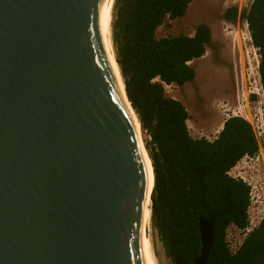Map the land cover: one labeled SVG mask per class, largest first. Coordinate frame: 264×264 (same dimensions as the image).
Instances as JSON below:
<instances>
[{
    "label": "water",
    "instance_id": "1",
    "mask_svg": "<svg viewBox=\"0 0 264 264\" xmlns=\"http://www.w3.org/2000/svg\"><path fill=\"white\" fill-rule=\"evenodd\" d=\"M106 2L0 0V264H147L153 170ZM198 230L205 264L213 219Z\"/></svg>",
    "mask_w": 264,
    "mask_h": 264
},
{
    "label": "trees",
    "instance_id": "2",
    "mask_svg": "<svg viewBox=\"0 0 264 264\" xmlns=\"http://www.w3.org/2000/svg\"><path fill=\"white\" fill-rule=\"evenodd\" d=\"M190 1L116 0L111 21L115 58L153 170L151 228L170 264H194L201 248L198 217L213 219L205 264H264V218L234 252L226 241L230 224H247L249 188L227 170L244 154L256 152L252 125L229 116L215 138L193 137L186 107L165 93L164 84L180 86L194 79L190 62L203 56L211 41L205 23L195 25L192 35L156 37V28L166 18L182 16ZM223 16L246 21L264 93V0H252L241 11L229 6Z\"/></svg>",
    "mask_w": 264,
    "mask_h": 264
},
{
    "label": "rangeland",
    "instance_id": "3",
    "mask_svg": "<svg viewBox=\"0 0 264 264\" xmlns=\"http://www.w3.org/2000/svg\"><path fill=\"white\" fill-rule=\"evenodd\" d=\"M251 1L191 0L182 16L166 18L156 28V37L178 33L192 35L198 23L207 24L211 30V41L204 55L190 62L195 69L194 79L180 86L164 84L166 95L180 100L186 107L187 127L193 137L213 139L224 119L232 113L245 115L256 135L264 126V96L259 90L257 51L247 37L243 19L231 23L221 18L227 6H236L241 11ZM115 2L112 1L111 21ZM144 136L142 132V138ZM226 232L227 239L238 240L233 227L228 226ZM151 237L156 264H170L152 228Z\"/></svg>",
    "mask_w": 264,
    "mask_h": 264
},
{
    "label": "built area",
    "instance_id": "4",
    "mask_svg": "<svg viewBox=\"0 0 264 264\" xmlns=\"http://www.w3.org/2000/svg\"><path fill=\"white\" fill-rule=\"evenodd\" d=\"M244 25L247 31V37L251 43V39L249 36V32L245 20H244ZM251 46L254 47L252 44ZM255 49H256L255 51H257V48ZM258 59H257V65H258ZM257 75L259 79L258 69H257ZM259 84H260V79H259ZM259 90L261 91V94L264 96V93L261 88V84ZM229 116H241L251 124V122L248 120V118L245 115L239 113H232ZM222 124L220 126V129L222 127ZM255 136L258 144V148L256 152L251 155L244 154L227 170V174L230 177L243 181L249 188L248 191L249 202L246 207L247 224L243 228H238L233 224L229 225L235 229L236 234L238 236V240L236 238L233 240L227 239L228 234L226 232V241L232 252H234L239 247V245L243 242L245 236L255 227H257L260 221L264 218V126H262L261 131L257 135L255 133Z\"/></svg>",
    "mask_w": 264,
    "mask_h": 264
},
{
    "label": "bare ground",
    "instance_id": "5",
    "mask_svg": "<svg viewBox=\"0 0 264 264\" xmlns=\"http://www.w3.org/2000/svg\"><path fill=\"white\" fill-rule=\"evenodd\" d=\"M112 1L113 0H107L106 2V14H105V19L104 22L102 24V28H101V33H102V39H103V44L105 47V51L106 54L110 60L113 72H114V76H115V80L117 83V87L120 91L121 94H123V85L121 83V78L119 76L118 73V69L117 66L114 62L113 59V52L111 50V37H110V32H111V6H112ZM246 32V31H245ZM238 35H240V33L238 32ZM244 35V33H243ZM240 37V36H239ZM243 37V36H242ZM256 74V72H255ZM133 114V113H132ZM137 120H136V125H137ZM137 132L138 135L140 136V138H142V132L139 131V127L137 128ZM142 140V139H141ZM143 141V140H142ZM144 158H145V154H144ZM146 162V166L148 167V177H149V188H151V173H150V169H149V165L147 162V159H145ZM149 203V202H148ZM149 209L147 208L146 210V214L144 217V221H143V233H142V252L145 258V261L147 264H156L155 259H154V254L152 251V237H151V224H150V220H149ZM153 235V234H152ZM155 251V250H154Z\"/></svg>",
    "mask_w": 264,
    "mask_h": 264
},
{
    "label": "flooded vegetation",
    "instance_id": "6",
    "mask_svg": "<svg viewBox=\"0 0 264 264\" xmlns=\"http://www.w3.org/2000/svg\"><path fill=\"white\" fill-rule=\"evenodd\" d=\"M129 1H131V0H129ZM227 7H229V6H227ZM227 7H226V8H227ZM226 8L223 9V11H222V13H221V18L223 19L224 22H231V23L235 22L236 20H235V21H229V20H226V19L224 18V16H223V12H224V10H225ZM232 52H233V51H232ZM233 53H234V52H233Z\"/></svg>",
    "mask_w": 264,
    "mask_h": 264
}]
</instances>
